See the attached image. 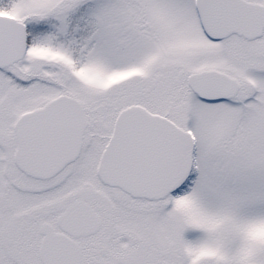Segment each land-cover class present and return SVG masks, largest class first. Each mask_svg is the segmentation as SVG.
<instances>
[{
	"label": "snow or ice",
	"instance_id": "snow-or-ice-1",
	"mask_svg": "<svg viewBox=\"0 0 264 264\" xmlns=\"http://www.w3.org/2000/svg\"><path fill=\"white\" fill-rule=\"evenodd\" d=\"M0 264H264V0H0Z\"/></svg>",
	"mask_w": 264,
	"mask_h": 264
}]
</instances>
